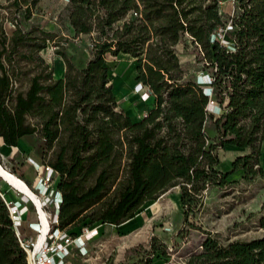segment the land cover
Listing matches in <instances>:
<instances>
[{
    "label": "trees",
    "instance_id": "16d2710c",
    "mask_svg": "<svg viewBox=\"0 0 264 264\" xmlns=\"http://www.w3.org/2000/svg\"><path fill=\"white\" fill-rule=\"evenodd\" d=\"M6 1L28 15L38 0ZM66 7L74 35L90 36L89 54L80 65L66 58L60 77L37 55L40 69L24 88L15 86L14 53L34 45L32 54L53 34L38 29L33 37L35 27L18 24L7 33L0 21V138L15 146L37 133L39 161L58 173L60 226H118L178 185L187 213L203 189L231 183L238 169L244 179L264 177V0H67ZM183 38L202 55L211 96L197 77L184 79L176 49ZM107 53L136 58V81L151 101L137 120L118 108ZM210 99L218 115L208 111ZM226 145L248 151L222 170L217 148ZM200 245L196 264H264V235L221 244L209 234ZM150 246L164 253L154 240ZM0 264H26L1 195Z\"/></svg>",
    "mask_w": 264,
    "mask_h": 264
},
{
    "label": "rangeland",
    "instance_id": "374dc122",
    "mask_svg": "<svg viewBox=\"0 0 264 264\" xmlns=\"http://www.w3.org/2000/svg\"><path fill=\"white\" fill-rule=\"evenodd\" d=\"M66 3L67 0H38L31 5L29 14L23 15V7L17 10L7 6L6 0H0V21L7 33L18 24L25 31L35 27L37 30L33 32V37L38 29L53 34L42 49L32 54L29 52L34 45L19 47L14 53L17 88H24L33 73L40 69L37 55L51 67L53 77H60L65 73L66 58L80 65L89 54L90 36L74 35L66 18ZM223 6L230 10L231 3L226 1ZM33 41L35 43L36 39ZM176 49L184 69V79H195L207 72L203 68L202 55L189 39L183 38ZM23 54L29 55L24 57ZM106 63L118 108L130 118L139 119L151 101L148 97L142 100L140 92L135 91L136 58L130 54L107 53ZM206 130L213 136L214 118H208ZM39 142L37 133L22 136L14 155L9 154L11 146H0V164L16 174V177L22 175L32 189L38 169L28 161V156L40 162L35 153ZM241 151L232 145L217 148L220 157L217 167L229 170L233 165L231 159L241 154ZM260 162L264 165V154ZM229 179H232L231 183L223 187L208 185L203 189L202 197L194 200L192 209L187 213H184L181 203V186L171 187L157 199H151L138 207L134 214L136 220L130 224H102L98 237L86 243L87 253L80 255V258L74 253L70 264H132L146 256L151 257L152 264H196L191 259L201 251V241L209 234L221 244L263 236L264 227L259 225V218L264 215V177L244 179L242 175L233 174ZM0 187L8 191L11 197L15 196L16 190L1 176ZM27 218L33 219V214ZM83 227V224L72 225L69 229L79 232ZM153 240L156 246L164 249V253L151 250Z\"/></svg>",
    "mask_w": 264,
    "mask_h": 264
},
{
    "label": "built area",
    "instance_id": "2783aa9c",
    "mask_svg": "<svg viewBox=\"0 0 264 264\" xmlns=\"http://www.w3.org/2000/svg\"><path fill=\"white\" fill-rule=\"evenodd\" d=\"M197 81L211 96L212 87L209 74H199ZM134 86L135 91L140 92L142 100L147 99L150 93L149 88L143 86L139 81ZM208 111L219 114L220 106L214 99H210ZM17 150V145H11L9 154L14 155ZM28 161L38 169L33 180V189L25 182L24 178L17 177L29 186L38 203L26 192L14 186L12 187L16 190V194L13 197L6 190L5 193L0 192L7 205L14 234L17 236L21 249L25 251L26 264H70V258L74 253L78 258L87 253L85 245L98 237L101 225H86L79 232L74 233L69 228L60 226L58 212L62 194L55 185L58 173L49 165L35 161L30 156H28ZM8 184L10 185V183ZM29 214H33L34 218L28 219Z\"/></svg>",
    "mask_w": 264,
    "mask_h": 264
},
{
    "label": "bare ground",
    "instance_id": "6f19581e",
    "mask_svg": "<svg viewBox=\"0 0 264 264\" xmlns=\"http://www.w3.org/2000/svg\"><path fill=\"white\" fill-rule=\"evenodd\" d=\"M0 173L3 179L8 183H10L11 186H14L17 189L26 192L36 203H38L37 198L33 195L29 186L26 185L22 179L16 177L12 172H10L8 169L3 167L1 164H0Z\"/></svg>",
    "mask_w": 264,
    "mask_h": 264
},
{
    "label": "crops",
    "instance_id": "0c3cea01",
    "mask_svg": "<svg viewBox=\"0 0 264 264\" xmlns=\"http://www.w3.org/2000/svg\"><path fill=\"white\" fill-rule=\"evenodd\" d=\"M116 102H117V100H116ZM118 103V102H117ZM5 144L3 143V141H2V139L0 138V146H1V148H4L5 146H4ZM262 146H263V152H264V141H263V143H262ZM248 151V149L246 148L245 150H243V151H241L242 153L241 154H244V153H246ZM236 156V155H235ZM234 156V157H235ZM234 158H232L231 159V162H232V160H233ZM242 173H243V171H242V169H238V170H236V171H234L231 175H233V174H239V175H242ZM231 177V176H230ZM235 177V176H234ZM136 220V215H134V217L133 218H131V219H128V220H126V221H124V222H122L121 224H123L124 223V225L125 224H130L133 220ZM103 225H108V224H103ZM120 224H118V226H119ZM112 226H114V225H112ZM100 229V228H99Z\"/></svg>",
    "mask_w": 264,
    "mask_h": 264
},
{
    "label": "water",
    "instance_id": "95a60500",
    "mask_svg": "<svg viewBox=\"0 0 264 264\" xmlns=\"http://www.w3.org/2000/svg\"><path fill=\"white\" fill-rule=\"evenodd\" d=\"M0 176L2 177L1 173H0Z\"/></svg>",
    "mask_w": 264,
    "mask_h": 264
}]
</instances>
